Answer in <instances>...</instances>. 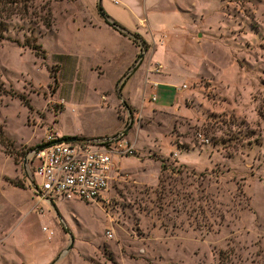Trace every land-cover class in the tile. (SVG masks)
Here are the masks:
<instances>
[{"label":"rangeland","instance_id":"374dc122","mask_svg":"<svg viewBox=\"0 0 264 264\" xmlns=\"http://www.w3.org/2000/svg\"><path fill=\"white\" fill-rule=\"evenodd\" d=\"M44 1L49 29L0 25V264H264V0ZM51 132L135 153L48 203L23 162Z\"/></svg>","mask_w":264,"mask_h":264},{"label":"built area","instance_id":"2783aa9c","mask_svg":"<svg viewBox=\"0 0 264 264\" xmlns=\"http://www.w3.org/2000/svg\"><path fill=\"white\" fill-rule=\"evenodd\" d=\"M152 99L156 100V96ZM63 139L51 132L27 153L23 162L34 192L48 203L99 201L118 171L116 159L135 153L124 132L74 141ZM47 143L50 145L38 150ZM109 235L112 236L110 232Z\"/></svg>","mask_w":264,"mask_h":264},{"label":"trees","instance_id":"16d2710c","mask_svg":"<svg viewBox=\"0 0 264 264\" xmlns=\"http://www.w3.org/2000/svg\"><path fill=\"white\" fill-rule=\"evenodd\" d=\"M102 14L104 13L102 12ZM13 17H17L19 19L26 18V20L28 19L29 22H31V19L33 18L35 24L41 22V24H43L47 29H49L52 25L51 14L48 8L47 1H44L41 5L35 7L33 0H0V25H2L4 29H6L5 25H3V22L5 20H10ZM105 22L114 29L118 30L121 34H129L115 21L105 20ZM16 42L19 44V41ZM23 46H28L29 48H31L36 56H45L41 45L37 44L35 41L30 42L28 40L23 44ZM14 96L19 97L24 101L26 105H28V101L25 99V97L18 95L17 93H14ZM161 169L163 171L167 169L164 160H161Z\"/></svg>","mask_w":264,"mask_h":264},{"label":"crops","instance_id":"0c3cea01","mask_svg":"<svg viewBox=\"0 0 264 264\" xmlns=\"http://www.w3.org/2000/svg\"><path fill=\"white\" fill-rule=\"evenodd\" d=\"M104 20V21H103ZM105 20H108V21H112V18H103L102 17V21H101V23H100V25L98 26V27H96V28H111V27H109V25H107V23L105 22ZM114 21V20H113ZM120 33V32H119ZM121 34V33H120ZM134 46V45H133ZM135 47V46H134ZM157 76H162V75H154L153 77H157ZM154 84L156 85V87H157V89H158V91L160 92V93H162V94H164V95H166V96H170V94L172 93V91H171V89H169L170 87H169V85H167L166 83H161L160 82V80H158L157 78H155L154 79ZM167 100L169 101V99L167 98ZM122 130V129H121ZM120 130V131H121ZM59 135H61L62 137H64V138H68V137H75V138H82V137H86V136H78V135H65V134H61V133H58Z\"/></svg>","mask_w":264,"mask_h":264},{"label":"water","instance_id":"95a60500","mask_svg":"<svg viewBox=\"0 0 264 264\" xmlns=\"http://www.w3.org/2000/svg\"><path fill=\"white\" fill-rule=\"evenodd\" d=\"M98 11H99L101 17H103L104 19L107 18L104 14H102V10H101L99 5H98ZM75 139H76L75 137H68V138H64L63 140L64 141H74ZM48 145H50V143L41 145V146L38 147V150H42L43 148L47 147ZM70 248H71V245L67 248V250L70 249Z\"/></svg>","mask_w":264,"mask_h":264}]
</instances>
